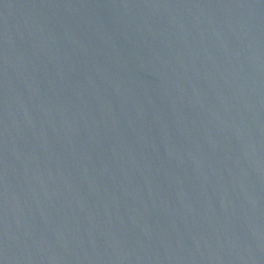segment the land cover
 Wrapping results in <instances>:
<instances>
[{
  "label": "water",
  "instance_id": "water-1",
  "mask_svg": "<svg viewBox=\"0 0 264 264\" xmlns=\"http://www.w3.org/2000/svg\"><path fill=\"white\" fill-rule=\"evenodd\" d=\"M0 264H264V0H0Z\"/></svg>",
  "mask_w": 264,
  "mask_h": 264
}]
</instances>
